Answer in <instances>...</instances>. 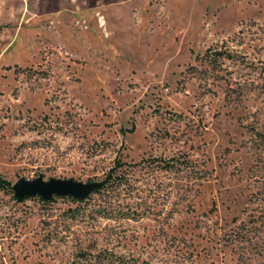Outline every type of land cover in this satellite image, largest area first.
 Masks as SVG:
<instances>
[{"label": "rangeland", "instance_id": "obj_1", "mask_svg": "<svg viewBox=\"0 0 264 264\" xmlns=\"http://www.w3.org/2000/svg\"><path fill=\"white\" fill-rule=\"evenodd\" d=\"M259 134L264 0H0V264H264Z\"/></svg>", "mask_w": 264, "mask_h": 264}, {"label": "water", "instance_id": "obj_2", "mask_svg": "<svg viewBox=\"0 0 264 264\" xmlns=\"http://www.w3.org/2000/svg\"><path fill=\"white\" fill-rule=\"evenodd\" d=\"M103 184V182L80 183L74 180L59 179L44 181L42 177H39L34 180L21 179L13 186V191L18 200H25L34 196H39L46 201L51 200L55 196L84 200L101 188Z\"/></svg>", "mask_w": 264, "mask_h": 264}, {"label": "trees", "instance_id": "obj_3", "mask_svg": "<svg viewBox=\"0 0 264 264\" xmlns=\"http://www.w3.org/2000/svg\"><path fill=\"white\" fill-rule=\"evenodd\" d=\"M217 56L218 57H222V58H228V59H230V58H233V56L231 55V54H229V53H227V52H225L224 54L222 53V52H219L218 54H217ZM218 57H215L214 58V60H213V62H215L217 59H218ZM260 135V137L262 138V140L264 141V135H261V134H259ZM123 166H125V163H123V162H121V161H117V163H116V167L115 168H113L110 172H109V174H108V176H107V181H111V180H114V179H116V176L114 177V174L116 173V171L118 170V169H120V168H122ZM173 168V165L172 164H169V163H167L166 164V166H165V169L166 170H171ZM104 185V184H103ZM7 188H12V186H11V183L10 182H7V181H5V180H3V179H0V190H5V189H7ZM97 191V190H96ZM62 198H64V197H62ZM72 200H74V201H82V200H76V199H74V198H72V197H70ZM26 199H29V198H26Z\"/></svg>", "mask_w": 264, "mask_h": 264}]
</instances>
